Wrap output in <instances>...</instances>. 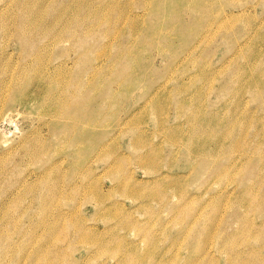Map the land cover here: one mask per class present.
Masks as SVG:
<instances>
[{"label":"rangeland","instance_id":"rangeland-1","mask_svg":"<svg viewBox=\"0 0 264 264\" xmlns=\"http://www.w3.org/2000/svg\"><path fill=\"white\" fill-rule=\"evenodd\" d=\"M30 40L89 72V187L64 89L1 106L0 264H264V0H0V78Z\"/></svg>","mask_w":264,"mask_h":264},{"label":"bare ground","instance_id":"bare-ground-1","mask_svg":"<svg viewBox=\"0 0 264 264\" xmlns=\"http://www.w3.org/2000/svg\"><path fill=\"white\" fill-rule=\"evenodd\" d=\"M79 4L80 2H77V8L75 9L76 13L79 8ZM28 11L29 10L27 8L25 12ZM75 16V23H82L80 17H78L76 14ZM25 23H27V21ZM25 23L22 24L20 30L18 29L19 35L22 39H26L28 38V36H30V39L34 31H30L29 27H25ZM32 24L33 22L31 20L30 27ZM86 31L88 32V27H86ZM64 39L65 38L62 37L61 41H64ZM45 46L46 44L34 45V43L30 40V43H27L26 46L23 47L22 53L20 54L21 66L16 69L15 63L12 74L9 75L7 79H4L3 77L0 78V107L7 106L8 104L13 105L15 103H20L24 107H28L32 105V103H39V92L42 88L57 86L64 89L68 94L65 95L58 92L52 93L48 96V99L51 100L52 103L53 112L59 115L57 117H53V119L59 120L54 124L55 128L53 130V134L55 136V139L59 141H65L68 135H73V144L75 146H81L74 150V155L80 158H78L76 161H73L72 168L73 173L81 179L83 184L82 188L88 189L91 172L89 161V150L91 148L90 144L92 136L91 126L94 124V122L92 121L94 115H92L90 109L92 104V95L90 90L89 72H84L83 76H81L82 78L84 77V80L83 82H81L77 75L71 74L63 66L67 64L66 58L65 60L57 58L53 61V63H51V67L46 68L45 74L40 76L39 72L38 75L34 76L32 68H36V72H38L40 68L44 66V63L42 61H39V51L43 50ZM32 63H34V65H32ZM57 65L64 67V70L66 71V80H54L53 73H57L62 70H55V67ZM252 87L254 88V86ZM8 92L14 94L19 93V95H13L9 98L4 97L3 94ZM56 140H54L52 144H54V142L57 143ZM9 141V139L4 137L1 140V144L3 146H8ZM49 147H52V145H49ZM46 148L47 147H45V149ZM45 153L46 151L44 152V154ZM29 154L33 155L32 152H29ZM42 156L43 151H41L40 154V157ZM53 165H56V163H53ZM48 168L49 167L47 165L46 169ZM77 187L78 184L76 183L72 188L74 189Z\"/></svg>","mask_w":264,"mask_h":264}]
</instances>
